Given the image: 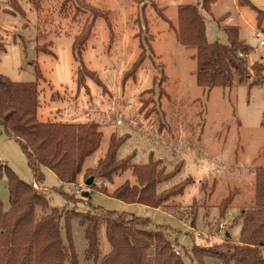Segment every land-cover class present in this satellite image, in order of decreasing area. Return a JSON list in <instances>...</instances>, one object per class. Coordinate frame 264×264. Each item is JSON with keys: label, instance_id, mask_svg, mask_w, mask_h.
<instances>
[{"label": "rangeland", "instance_id": "obj_1", "mask_svg": "<svg viewBox=\"0 0 264 264\" xmlns=\"http://www.w3.org/2000/svg\"><path fill=\"white\" fill-rule=\"evenodd\" d=\"M17 1L23 14L15 13L8 0H0V37L6 44L0 75L14 83L38 84L41 121L99 124L102 143L86 160L84 171L95 168L106 155L112 135L127 138L118 159L132 158L131 168L116 175L113 183L96 178L93 189L84 186L88 175L83 174L77 185L70 186L43 170L41 193L50 207L81 214L97 210L98 214L149 218L151 230L157 226L166 229L186 264H198L192 261L195 244L216 250L226 241L224 233L239 241L242 223L238 218L253 207L256 171L264 168V86L249 89L248 81L239 79L229 88L209 89L198 84L196 50L180 43L177 29L179 6L196 5L201 0H42L40 10L29 0ZM249 2L263 12L262 20L258 11L240 6L238 0H218L209 12L202 11L206 35L210 43L227 45L224 27H236L239 39L253 49L249 65L264 64V46L260 44L264 40V0ZM90 6L102 16L95 18ZM90 24L91 35L81 59L74 52L75 40ZM38 46L47 47L50 54ZM143 53L144 62L136 75L126 79ZM34 63L39 64L41 78ZM83 66L101 84L86 77V85L80 87L77 79ZM120 114L123 125L117 124ZM151 160L161 161L159 169L165 166L168 174L181 169L158 185L157 192L190 183L184 195L172 198L161 210L111 197L127 181L136 185L133 167ZM1 164L23 182L35 183L21 146L2 127ZM81 186L90 198L76 194ZM230 196L233 201L222 216L221 204ZM0 201L5 210L10 209L8 178L1 170ZM68 227L78 264H99L86 257L88 241L79 218H73L69 225L63 220L65 243ZM98 235L103 258L111 245L105 228ZM204 264L223 263L206 257Z\"/></svg>", "mask_w": 264, "mask_h": 264}, {"label": "trees", "instance_id": "obj_2", "mask_svg": "<svg viewBox=\"0 0 264 264\" xmlns=\"http://www.w3.org/2000/svg\"><path fill=\"white\" fill-rule=\"evenodd\" d=\"M36 10L42 8V0H29ZM218 0H201L196 5H181L178 8L179 27L177 38L187 49H195L197 61V82L201 87L213 89L216 86L232 87L236 79L248 81L249 89L264 86V64L248 58L253 49L239 39L236 27H224L229 37L227 45L210 43L206 35V23L202 11L209 12ZM15 13H21L17 0H8ZM240 6H250L259 12L249 0H238ZM95 18L102 16L94 11ZM23 11V9H22ZM165 20L163 14L158 11ZM24 13V11H23ZM21 13V14H23ZM92 25L76 38L74 52L82 59V48L91 35ZM261 25V24H259ZM38 50L49 53L44 46ZM6 52V44L0 37L1 55ZM145 53L126 77L136 75L144 62ZM35 73L41 78L38 63H34ZM86 77H98L85 66L78 74L80 87L86 85ZM39 86L37 83H14L0 75V127L6 135L21 146L28 165L33 172L35 184L44 183L43 169L54 173L64 185L75 186L84 174L114 182V177L131 168L132 158L118 159V152L127 140L126 136L112 135L106 155L95 168L84 171L86 160L96 153L102 143L103 133L98 123L64 124L44 122L39 119ZM264 126V117L262 121ZM161 161L151 160L147 165L134 166L132 174L136 185L128 181L116 188L111 197L128 204H141L154 209L162 208L172 198L182 196L190 184L181 183L162 193L158 185L175 177L180 168L171 174ZM180 166V165H178ZM8 178L10 209L4 211L0 201V264H78L68 227V243L62 235V222L67 225L73 218H79L88 241L86 257L99 264H186L183 256L177 254L164 227L153 224L149 218L135 215L104 212L81 214L67 209L51 208L49 200L35 188L22 180L7 166L0 165ZM167 173V174H166ZM86 179L85 181H87ZM91 189L96 188L93 184ZM107 193V189L104 188ZM69 200H72L69 198ZM233 196L221 204L222 216L230 207ZM40 212V215L39 213ZM242 223L240 240L234 242L226 233V241L212 247L195 244L192 250L193 263L204 264L206 257L218 259L223 264H264V168L256 171V193L253 207L244 210L238 218ZM105 228L111 245L108 255L101 258L99 231Z\"/></svg>", "mask_w": 264, "mask_h": 264}, {"label": "built area", "instance_id": "obj_3", "mask_svg": "<svg viewBox=\"0 0 264 264\" xmlns=\"http://www.w3.org/2000/svg\"><path fill=\"white\" fill-rule=\"evenodd\" d=\"M261 46H264V40H262L261 41ZM121 114L119 115V119L117 120V124L118 125H122L123 124V121H122V119H121ZM106 184H104V186H105ZM84 186H85V184H84ZM86 187V186H85ZM87 189V188H86ZM83 192H84V189H83V186H81L80 188H78L77 190H76V194L77 195H82L83 194ZM220 227H221V229H223L224 228V226L223 225H220ZM225 235H226V233H224L223 234V236L225 237ZM176 252H177V254H180L177 250H176Z\"/></svg>", "mask_w": 264, "mask_h": 264}, {"label": "water", "instance_id": "obj_4", "mask_svg": "<svg viewBox=\"0 0 264 264\" xmlns=\"http://www.w3.org/2000/svg\"><path fill=\"white\" fill-rule=\"evenodd\" d=\"M84 184H85L87 189L92 187L93 184H95V178L94 177L89 178L87 181H85ZM82 197L83 198H90V193L87 192V191H84L83 194H82ZM228 236H230V235L228 234Z\"/></svg>", "mask_w": 264, "mask_h": 264}, {"label": "crops", "instance_id": "obj_5", "mask_svg": "<svg viewBox=\"0 0 264 264\" xmlns=\"http://www.w3.org/2000/svg\"><path fill=\"white\" fill-rule=\"evenodd\" d=\"M122 125H123V124H122ZM43 170H44V171L47 170V171L51 172V171L48 170V169H43ZM33 185H34L35 187H38V188L40 187L41 190H39V189H38V190H39V192L41 193V191L43 190V187H41L40 184L38 185V184H35V183H34ZM44 189H45V188H44ZM41 194H42V193H41ZM161 209H162V208H160L159 210H161ZM4 211H8V210H5V208H4ZM229 235H230V234H229ZM230 236H231V235H230Z\"/></svg>", "mask_w": 264, "mask_h": 264}]
</instances>
